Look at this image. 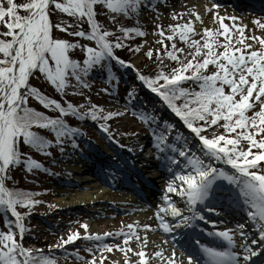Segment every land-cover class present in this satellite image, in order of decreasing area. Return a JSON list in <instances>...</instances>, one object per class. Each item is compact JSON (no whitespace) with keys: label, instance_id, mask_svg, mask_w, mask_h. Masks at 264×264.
<instances>
[{"label":"snow or ice","instance_id":"6c2138e0","mask_svg":"<svg viewBox=\"0 0 264 264\" xmlns=\"http://www.w3.org/2000/svg\"><path fill=\"white\" fill-rule=\"evenodd\" d=\"M156 7L152 0H0V264H58L54 249L82 264H264V259H254L264 257V18H254L249 29L236 22L239 18L221 15L214 2L204 6V12L211 13V26L195 5L186 14L173 11L175 23L161 25L156 17L153 34L160 47H148L143 53L153 64V70L145 73L117 50L141 53V46L129 41L146 33L140 26L120 21ZM100 12H106L111 27L98 18ZM56 13L69 20L53 23ZM226 19L233 23H225ZM75 49L82 59L73 58ZM120 67L133 70L140 87L155 94L185 131L162 119L154 108L105 110L87 95V107L67 100L61 103L31 83L33 77L43 78L62 98L69 90L83 95L82 90L90 88L88 77L98 69L118 89ZM102 91L115 94L107 87ZM138 92L137 86L130 85L127 101ZM30 98L58 115L30 106ZM126 114L137 116L150 128L156 158L169 173L161 203L153 211L156 223H130L97 233L81 222L82 232L69 227L66 235L47 246V253L26 246V217L42 201L35 198L36 192L9 186L11 173L20 167L33 172L44 166L23 149L50 155L49 147L65 138L77 147L74 137L82 133L67 123V115L97 121L111 139L108 121ZM36 129L49 130L54 139ZM170 194L178 196L181 204ZM218 196L243 206L248 231L244 223L234 229L217 227L224 221L205 214L217 212L210 204ZM197 227L219 245L193 239V251L178 254L181 230ZM157 230L166 237L159 244L149 238ZM106 237L119 238L120 243L106 242ZM167 237L173 242L169 247L164 246ZM78 239L88 242L83 249L86 255L78 249L64 252L65 245ZM196 249L203 261L194 254ZM114 251L121 260L111 259Z\"/></svg>","mask_w":264,"mask_h":264},{"label":"rangeland","instance_id":"374dc122","mask_svg":"<svg viewBox=\"0 0 264 264\" xmlns=\"http://www.w3.org/2000/svg\"><path fill=\"white\" fill-rule=\"evenodd\" d=\"M168 1L170 0H152V3L156 4L157 7L154 9H148V8L143 9L136 19V21L142 24L143 30L145 31L146 35H145V38L141 42L142 43L141 53L137 54V56H134L131 59V61H133V63L136 64V67L139 68L141 71L146 70L148 67L152 68V65H153L150 60H148L146 57L143 56V53L146 51V49L148 47H152L153 49L160 47V44L157 43V40L159 38L153 34L154 20H156V17H159V19L156 20V22L160 23L161 25H167L168 23H175L177 21H174L171 18V13L173 11L185 12L186 14V9L195 5L196 10L202 14L204 23L211 26L210 19H209L211 16V13L204 12V6L206 4L212 3L210 2V0H180V3L178 4V6L172 7L171 9L164 7ZM220 8L223 9V7L219 6L218 10H220ZM228 14L229 15H226V16H233V17L239 18L236 21L237 23L243 22L248 25L249 29L252 28L251 21L253 20V18L246 16V14L248 13L240 14L239 12L233 9ZM225 23L231 24L233 22L226 19ZM247 31L248 30L246 29V32ZM119 72H121V74L123 73L124 74L121 75V79L118 84V89L116 88L110 89V91H113L115 93L114 95H108L102 91V89L105 88L106 85L98 82L99 79L98 77H95L97 76L96 74L93 76L94 78L91 80V82H95L93 85V88L91 87V89L89 90V93H87L86 95L89 98H92L96 104L103 106L105 110L123 111L124 108L127 107L129 109V112H131L132 108H139V109L143 107L148 108L147 105L145 104L147 103L145 101L148 98L143 93H141L139 82L135 78V72L131 69H129L128 71H125L122 69ZM31 83L39 87V89L42 90L43 92L45 93L47 92L50 97H54V94H55L54 88L50 86L49 84H47V82L43 78L38 79L36 77H33L31 80ZM130 85L137 86L140 91L138 92L137 96L134 99H132L131 101H127L126 90L128 89ZM57 94L59 96V93ZM66 95H67L66 97H68L67 99L76 100V101L78 100L77 99L78 96L72 97V92L67 93ZM159 106H158V110H155V111H156V114L161 117L160 113L164 107L160 105V102H159ZM166 119L167 118H165V120ZM176 120L178 119L177 118L174 119V121ZM138 123L143 124L141 129L139 128ZM108 124H109L110 130H112L116 134V135H113V138L110 139L106 136V134H104L103 132L99 133L100 131L95 129V131L99 133V135L96 134L95 135L96 138L92 140L90 143L83 140V142L84 141L86 142L85 147H79L83 145L82 142H79V139H76L75 141L77 145V147L75 148L72 146L71 141L68 143H65L63 147L59 148V150L55 153L58 155V157L56 160H53V164H55V170L51 174L53 178L46 182L47 178L46 180H43L41 176L37 177L38 179L43 180L42 190L40 191V195H38L39 196L38 198L36 197V199L42 202L39 203L35 207L34 213H30V215L26 217L25 223H26L28 230L25 232V235L23 238V242L25 243L26 246L34 245L35 247H38V246H41L42 244H47V243L54 244L57 242L60 236L67 234L69 227H71L72 230L79 229L82 232L83 229L80 228L81 222H87L88 224H93V225L95 224L103 225L107 222L106 224L108 226V229L106 231H109V232L118 230L122 226L128 224L127 220H129L130 217L126 216L125 214H124L125 216L120 214L119 216H116V217L101 216L100 218L91 219V216L86 211H83V208L90 209L88 205H83L81 208L75 207L72 212L71 211L61 212L60 208L55 203V199L59 197L61 198L65 197L66 199L65 201L68 203H71L72 199L75 197L74 195L78 193H83L84 191L93 192L95 190H100L102 194L104 193L105 194L102 199H99L101 203H98L99 205L97 208L102 207L103 205L102 202L104 203L108 202L110 204L116 205V207H121L120 203L123 199L126 198V196H129V197L133 196L132 193H127V192H122V191L120 192L118 189H111L112 193L109 194L108 192H106L107 187L99 184L95 180L89 181L88 183L86 184L84 183L81 185L80 183H82L83 181L85 182L87 181L88 178L90 179L93 177L90 175H87V177L85 175H82V177H80L77 174L73 175V168L75 167V165L72 164L71 157H73L74 155L77 156L78 154H82V153L88 155L89 153L88 149L90 152H92V150L95 149L96 143L97 145H102V144L105 145L108 142L110 144L111 143L113 144L114 141L116 140L119 143H122L123 148H126V147L129 148L131 144L133 145V143L137 141L136 138L142 137L145 140V143L149 142V148L153 150L152 149L154 148L153 147V137L151 135L150 128L146 124H144L139 118H137L135 115L126 114L121 117H116V118L110 119L108 121ZM39 132L47 135L46 130L39 129ZM116 147L119 149V146L117 144H116ZM149 153L150 152L147 150V151H144L142 155L144 156L145 154H149ZM123 154L127 155L124 152ZM105 158L106 160L111 159L109 156L108 157L105 156ZM137 158L139 159L138 156ZM49 162H52L51 159L48 161V163ZM146 162L153 164L155 166L156 165L161 166L162 168L166 169L162 161L156 158L155 151L153 152V158H149V161L146 160ZM150 170L156 173L158 171V170H155L154 167L150 168ZM11 174L12 175L15 174L16 177H19V179L21 180V184H22L21 186L24 187V189L29 190L31 187L38 188L37 186H39L37 181H32V182L26 181L29 179V176L27 175H22V173L17 174L14 171H12ZM71 175H73L74 177V179H71V182L73 180L80 182L78 183L77 187L72 186V188H70L69 186L64 185V183L70 182L68 179H70L69 177H71ZM84 185L89 186L90 188L89 187L87 189H85V187L82 188V186ZM52 190L54 192L51 193ZM115 191H119V193L118 192L115 193ZM61 193H63V195ZM177 202L178 204H181L180 199H177ZM41 211L43 212L47 211L46 213H42L41 215L44 216L45 220L54 222V224L56 225L55 228L59 229V234H53V236H50L44 233L41 227H38V223L35 220V216L37 213L38 214L41 213ZM62 213L63 214L69 213V215L72 213L73 215L63 216ZM115 221L117 222L116 227L113 226V223H115ZM41 225L46 226V228H49V226L47 225H43V224ZM105 241L110 242V243H120L119 238L113 239L112 237H106ZM87 243L88 242L83 239H78L76 241L71 242L74 249H80L83 255H86L83 249L87 245ZM44 251L46 252L45 249ZM109 255L111 256V259L113 260L122 259L121 254L117 251H114L113 253ZM77 262L78 261L75 259V257H69V259H66V260L58 259V264H77ZM106 264H110V261H106Z\"/></svg>","mask_w":264,"mask_h":264},{"label":"trees","instance_id":"16d2710c","mask_svg":"<svg viewBox=\"0 0 264 264\" xmlns=\"http://www.w3.org/2000/svg\"><path fill=\"white\" fill-rule=\"evenodd\" d=\"M98 18L101 19V21H102L103 23H105L106 25H108L109 27L112 26L111 22H110L109 20L106 19V12H100ZM51 19H52L53 23H55V22H57V21H59V20H65V21H68V20H69L68 17H66V16H64V15H62V14H59V13L53 14L52 17H51ZM136 19H137V17L123 18L120 22H121L123 25H125V26H140V27H142V24H140V22L136 21ZM82 27L86 28V27H87V24H86V23L83 24ZM142 29H143V27H142ZM55 34H56V35H60V36H64V37H66V38H68V39H73L72 37L67 36V34H65V33L56 32ZM144 38H145V36H143V37L136 36V37H134L131 41H129V44L132 43V44H138V45L141 46V45H142L141 42H142V40H143ZM130 45H131V44H130ZM117 54L120 55L122 58L129 59V60H131L134 56H137V53L129 52V51H127V49H119V50H117ZM73 58L82 59V53L80 52L79 49H75V50H73ZM166 63H167V61H166ZM169 66H171V65H169ZM117 67H119V66H117ZM122 69H123V68L120 67V68H119V71H121ZM123 70H124V69H123ZM152 70H153V65H152V68L148 67V68H147L146 70H144L143 72L147 73V72L152 71ZM114 71H115V69H114ZM95 74H97V77H99L98 82H105V83H108V81H107V79H106V73L103 72V71H101V70L95 69V70H93V72H92V73L90 74V76L88 77V83H89V85H90V88H89L88 90H82V91H83V95H73V94H72V97H74V96H78V98H77L78 100H77V101H76V100H70V99H67V98H68V97H66L67 95H65V96L62 98L60 94H59V96H58V94H57L56 91L54 92L55 94H54V97H52V98H55V99L60 100L61 103H64L63 100H67V101H71V102L74 103V104H85L86 107L89 106V105L86 104V102L84 101V95H86L87 93H89V90L91 89V87L93 88V85H94L95 82H91V80L94 78L93 76H94ZM117 75H120V72H118ZM108 84H109V83H108ZM34 86H36V85H34ZM36 87H37V86H36ZM38 88H39V87H38ZM41 91H42V90H41ZM69 91L71 92V90H69ZM69 91H68L67 93H70ZM146 91H147L148 93H150V94H153V93H151L150 91H148L147 89H146ZM42 92H43V91H42ZM44 93H45V92H44ZM45 94L48 95L47 92H46ZM48 96H49V95H48ZM69 98H70V97H69ZM89 99H90L91 102L95 103V101H94L92 98H89ZM29 103H30V106L35 107V108H36L37 110H39V111H44V112H45L47 115H49V116H55V115H58V113L55 112L54 110L45 109L42 105L39 104V102H37V101H35V100L31 99V98H30ZM64 119L67 121V123H68L70 126H73V127H74L76 124H80V123H81L82 125H85L87 122H88V123H90V122H94V123L98 124L97 121H92L90 118H85V119L81 120V119H79V118L72 117L71 115H67V116H65ZM36 130L39 131V129H36ZM46 133H47V135H45V134H43V133H41V134H42V135H45V136H46L47 138H49V139H54V135H53L49 130H46ZM65 140L68 141V140H70V139H69V138H65L64 141H65ZM57 145H58V144H53V145H51V146L49 147L48 151L51 153L50 155H45V154H43V153H41V152H38V151H36V150H34V149H29L27 146L23 149V151L27 152V153H28L29 155H31L33 158H35L36 160H38V161L41 162V161L46 160L47 158H49V156L52 155V153H53V151H54V149L56 148ZM41 163H43V162H41ZM13 171L16 172L17 174H18V173H22V175H27V176H29V179L26 180V181H28V182L37 181V183L39 184V186H37L38 188H35V187H31V186H30L31 188L29 189V191L36 192V193H38V195H40V191L42 190V184H43L42 182H43V180H46V175H44V173L41 171V169H39V170H34L33 172H27V171L24 170L22 167H20V168H16V169H14ZM36 175H37V176H36ZM38 176H41L43 180L38 179V178H37ZM12 177H13V180L9 182V186H13V184H14L16 187H19V188H21V189H24V187L21 186L22 184H21V180L19 179V177H16L15 174H13ZM25 190H27V189H25ZM38 195L36 196L37 198L39 197ZM36 197H35V198H36ZM37 205H38V204H37ZM37 205H35V206L33 207V209L30 211V213H34L35 207H36ZM21 210L24 211L25 209H21ZM0 219H2V217H0ZM0 230H2V224H0ZM32 245H33V244H32ZM47 245H48V243H47V244H42L41 246H38V247L41 248V249H43V248L46 247ZM33 246H34V245H33ZM34 247H35V246H34ZM48 251H49V250L46 249V252H45V253H47Z\"/></svg>","mask_w":264,"mask_h":264},{"label":"bare ground","instance_id":"6f19581e","mask_svg":"<svg viewBox=\"0 0 264 264\" xmlns=\"http://www.w3.org/2000/svg\"><path fill=\"white\" fill-rule=\"evenodd\" d=\"M180 3V0H170L168 1L164 7L166 8H169L171 9L172 7H176L178 6V4ZM219 12L222 14V15H229L228 13L230 12V8L228 7H224L223 9L220 8ZM136 142L133 143V145L131 144V146L129 147L131 154L133 155V157L135 156H139L143 153L144 150H141L144 145H145V140L142 138V137H139V138H136ZM99 150L101 151H98L99 155L102 154V152L106 149L107 150V147L104 149V146L102 147H98ZM71 160H72V164L75 165V167L73 168V175L74 174H77L79 175L80 177L82 176V174H85V176H87V174L91 175L94 173V171L97 169V168H100V165H102V163L98 162L99 160H96V163H89L88 160L86 161L85 160V157H80V156H76L74 155L73 157H71ZM148 168V167H146ZM145 167L143 169H146ZM134 170H137V167H133ZM125 171L131 175V173L133 174L132 172V169L130 170V172L127 170V168H125ZM97 174V173H95ZM94 174V175H95ZM166 174L163 173V175ZM73 175H71V177H69L70 179H68L69 181H71V179H74ZM162 176V174H161ZM96 177V176H95ZM89 180V178H88ZM87 180V181H88ZM118 180H121V179H118ZM86 184V182H82L80 183L81 185L82 184ZM85 187V189H87L89 186H82V188ZM90 188V187H89ZM63 195V193H61ZM59 194V195H61ZM75 197L72 199V202L71 203H68L66 202L65 200V197H59L57 199H55V203L56 205L61 209L62 207H65V206H76V207H79V206H83V205H88L90 209H93L94 211V208L97 207V203L99 202V199H102L104 197V194H102V192L100 190H95L93 192H89V191H84L83 193H78L76 195H74ZM134 199L135 197L132 196V198H125L123 199L121 202V204L124 206V211L128 212V215H130V219L127 220L129 221L128 224H136V223H139V224H142V223H149V224H154L151 220V215L143 208V205L142 204H139V203H134ZM96 205V206H95ZM102 211H100V213H107V209H104L102 208L101 209ZM93 213H98V211H94ZM91 213V214H93ZM107 224H103V225H93V224H89V232H97V233H101V232H104L107 230L108 226H106ZM113 226L116 227L117 226V222L113 223ZM248 226V225H247ZM126 230V229H125ZM249 230V229H248ZM191 231H188L187 233H190ZM149 238L151 241H155V243L159 244L162 240H164L166 237H165V234L163 232H160V230H157L156 232L152 233L150 232L149 233ZM172 245V242H170V240L168 241V244L167 245H164L165 247H169ZM180 248L179 245H176V251L177 253L179 254L180 252L178 251Z\"/></svg>","mask_w":264,"mask_h":264}]
</instances>
